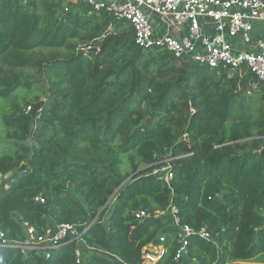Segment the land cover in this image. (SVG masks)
Listing matches in <instances>:
<instances>
[{"label": "trees", "instance_id": "1", "mask_svg": "<svg viewBox=\"0 0 264 264\" xmlns=\"http://www.w3.org/2000/svg\"><path fill=\"white\" fill-rule=\"evenodd\" d=\"M254 79L141 47L130 22L81 0H0V230L22 239L25 221L83 230L97 217L80 264H141L149 243L167 247L157 264H264ZM167 156L170 182L153 174ZM171 206L212 235L191 236L180 259ZM77 245L50 257L0 247V264H79Z\"/></svg>", "mask_w": 264, "mask_h": 264}, {"label": "built area", "instance_id": "2", "mask_svg": "<svg viewBox=\"0 0 264 264\" xmlns=\"http://www.w3.org/2000/svg\"><path fill=\"white\" fill-rule=\"evenodd\" d=\"M81 1L95 11H106L130 22L135 30V42L141 47H165L179 59L193 60L212 68H226L230 76L250 73L255 78L249 83L252 89L260 90L264 85V37H253L254 22L264 19V0ZM89 48L91 46L83 49ZM30 109L31 106H28L27 110ZM162 162L165 164L154 169L153 174L170 182L174 176L173 157L167 156ZM35 199L44 202L42 195ZM178 211L176 206H171L170 213L179 228L175 259L189 255L191 236L199 234L212 239L207 226L196 229L189 224H181ZM135 215L138 218L150 216L144 209L137 210ZM94 222L83 230L78 224L66 222L49 225L38 232L25 221V237L22 239L11 238L0 230V247L20 250L24 256L34 253L50 257L63 240H77L75 254L80 264L86 250L82 248L86 244L84 233ZM160 240L165 241V236H161ZM142 251L141 264H157L167 253V247L150 243Z\"/></svg>", "mask_w": 264, "mask_h": 264}, {"label": "crops", "instance_id": "3", "mask_svg": "<svg viewBox=\"0 0 264 264\" xmlns=\"http://www.w3.org/2000/svg\"><path fill=\"white\" fill-rule=\"evenodd\" d=\"M253 37H254V39L264 37V19L254 22ZM238 43H240V42H238Z\"/></svg>", "mask_w": 264, "mask_h": 264}, {"label": "rangeland", "instance_id": "4", "mask_svg": "<svg viewBox=\"0 0 264 264\" xmlns=\"http://www.w3.org/2000/svg\"><path fill=\"white\" fill-rule=\"evenodd\" d=\"M39 1H41V0H39ZM42 5H43V2H42ZM40 6H41V5H40ZM247 90H248V92H250V93H252L253 91H257V90H254V88H253V89L250 88V87H249V84H248ZM259 92H262V91L259 90ZM26 98H28V97H26ZM45 99H46V98H45L44 96L41 97V100H45ZM3 151H4V150H3ZM3 151L0 152V155L3 153ZM0 178H2V175H1V174H0ZM75 195H76V194H75ZM88 254H90V252L87 253V256H88ZM251 264H260V263L252 262Z\"/></svg>", "mask_w": 264, "mask_h": 264}, {"label": "water", "instance_id": "5", "mask_svg": "<svg viewBox=\"0 0 264 264\" xmlns=\"http://www.w3.org/2000/svg\"><path fill=\"white\" fill-rule=\"evenodd\" d=\"M41 102L39 103V104H37L36 106H35V109H34V112H33V115H35L37 112H38V110L41 108ZM262 154H264V149H263V151H262ZM24 167V165H22V167L21 168H23ZM11 175V172H9V173H7V175H6V177H9Z\"/></svg>", "mask_w": 264, "mask_h": 264}, {"label": "clouds", "instance_id": "6", "mask_svg": "<svg viewBox=\"0 0 264 264\" xmlns=\"http://www.w3.org/2000/svg\"><path fill=\"white\" fill-rule=\"evenodd\" d=\"M104 207H106V205H105ZM104 207H103V208H104ZM170 208H171V207H170ZM96 219H97V217H96L94 220L96 221ZM92 221H93V220H92ZM92 221H91V222H92ZM75 224H78V223H75ZM89 224H90V223H89ZM89 224H87L86 227H87ZM78 225L80 226V224H78ZM92 225H93V224H92ZM86 227H85V228H86ZM90 227H91V226H90ZM90 227H89V228H90ZM149 244H150V243H149ZM153 244H154V243H153ZM87 249H88V248H86V250H87ZM86 250H85V251H86ZM86 255H87V254H86Z\"/></svg>", "mask_w": 264, "mask_h": 264}]
</instances>
